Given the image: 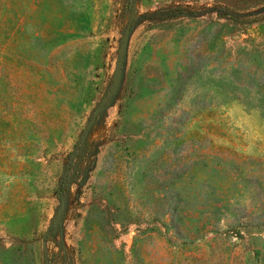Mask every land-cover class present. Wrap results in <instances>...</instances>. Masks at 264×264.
Here are the masks:
<instances>
[{
    "label": "rangeland",
    "instance_id": "374dc122",
    "mask_svg": "<svg viewBox=\"0 0 264 264\" xmlns=\"http://www.w3.org/2000/svg\"><path fill=\"white\" fill-rule=\"evenodd\" d=\"M0 264H264V0H0Z\"/></svg>",
    "mask_w": 264,
    "mask_h": 264
},
{
    "label": "water",
    "instance_id": "95a60500",
    "mask_svg": "<svg viewBox=\"0 0 264 264\" xmlns=\"http://www.w3.org/2000/svg\"><path fill=\"white\" fill-rule=\"evenodd\" d=\"M59 216H60V213H59Z\"/></svg>",
    "mask_w": 264,
    "mask_h": 264
}]
</instances>
